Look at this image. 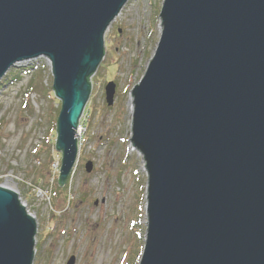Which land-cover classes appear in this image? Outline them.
<instances>
[{
  "label": "water",
  "instance_id": "water-1",
  "mask_svg": "<svg viewBox=\"0 0 264 264\" xmlns=\"http://www.w3.org/2000/svg\"><path fill=\"white\" fill-rule=\"evenodd\" d=\"M128 1L0 0V81L22 61L51 63L60 186L76 163L104 32ZM160 19L131 91V143L148 176L139 264H264V0H164ZM104 91L110 106L115 86ZM35 232L0 186V264H32Z\"/></svg>",
  "mask_w": 264,
  "mask_h": 264
},
{
  "label": "rangeland",
  "instance_id": "rangeland-1",
  "mask_svg": "<svg viewBox=\"0 0 264 264\" xmlns=\"http://www.w3.org/2000/svg\"><path fill=\"white\" fill-rule=\"evenodd\" d=\"M163 2L128 1L104 32V56L89 78L79 158L66 189L55 188L61 154L57 157L46 141L55 134L61 107L50 61H22L1 79L0 186L7 178L35 219L32 264H66L70 257L74 264H139L148 224V176L142 154L131 144L133 115L127 104L161 36ZM108 83L115 86L110 106ZM88 161L90 174L84 171Z\"/></svg>",
  "mask_w": 264,
  "mask_h": 264
},
{
  "label": "bare ground",
  "instance_id": "bare-ground-1",
  "mask_svg": "<svg viewBox=\"0 0 264 264\" xmlns=\"http://www.w3.org/2000/svg\"><path fill=\"white\" fill-rule=\"evenodd\" d=\"M119 16H120V13L117 15V17H119ZM117 17H116V18H117ZM115 20H116V19H115ZM107 31H108V30H107ZM48 64H49V61H48ZM11 68H13V67H11ZM11 68H10V69H11ZM10 69H9V70H10ZM9 70H8V71H9ZM127 105H128V108H127L128 113H129L130 116H132V115H133V100H132V97L129 98V101H128V104H127ZM81 131H82V130H81V128L79 127V128L77 129V133H76V136H77V137L81 136V133H82ZM131 150H132V149H131ZM131 150H130L129 152H132ZM133 151H134V149H133ZM1 188H4V189L9 190V191H12L11 188L8 186L7 178H5V183L1 185ZM12 192H13V191H12ZM15 194H16V196L19 195V193H15ZM17 197H18V196H17ZM26 208H28V206H26ZM26 208L24 207V210H25V211H26ZM26 214L30 216V214H29L28 212H27ZM30 217L35 221V219L33 218V216H30ZM34 241H35V240H34Z\"/></svg>",
  "mask_w": 264,
  "mask_h": 264
},
{
  "label": "trees",
  "instance_id": "trees-1",
  "mask_svg": "<svg viewBox=\"0 0 264 264\" xmlns=\"http://www.w3.org/2000/svg\"><path fill=\"white\" fill-rule=\"evenodd\" d=\"M87 113V110L85 109V113H84V115ZM46 141H47V144L49 145H51L52 147H53V149L55 150V147H54V132L52 131V136L50 137V139H46ZM55 152V151H54ZM55 154H56V156L58 157L59 155L55 152ZM52 172H54V171H52ZM53 177H54V175H53ZM69 177L66 179V181H65V183L62 185V186H60L58 183H56L55 182V188L56 189H66V186H67V184H68V182H69ZM67 198V195H65V201L67 200L66 199ZM68 201V200H67Z\"/></svg>",
  "mask_w": 264,
  "mask_h": 264
},
{
  "label": "built area",
  "instance_id": "built-area-1",
  "mask_svg": "<svg viewBox=\"0 0 264 264\" xmlns=\"http://www.w3.org/2000/svg\"><path fill=\"white\" fill-rule=\"evenodd\" d=\"M19 201H20V204H22V206L26 208V206H27L26 203L23 202L20 198H19ZM26 212H29V209L28 208H26Z\"/></svg>",
  "mask_w": 264,
  "mask_h": 264
}]
</instances>
